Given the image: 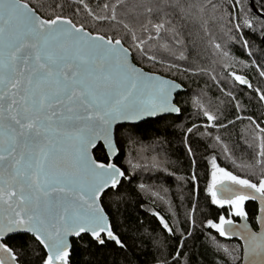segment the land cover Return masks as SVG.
<instances>
[{
    "label": "snow or ice",
    "instance_id": "1",
    "mask_svg": "<svg viewBox=\"0 0 264 264\" xmlns=\"http://www.w3.org/2000/svg\"><path fill=\"white\" fill-rule=\"evenodd\" d=\"M72 2L76 7L69 5L71 14H66L62 3L54 2L45 12L31 0H0V264H194L191 253L183 249L188 240L199 243L197 229L217 252L232 259L233 250L217 235L239 238L244 246L242 264H264V120L234 117L249 121L253 136L254 154L238 163L221 137L208 131L233 121L221 124L203 94L190 101L182 98V82L134 62L167 65L165 71L177 67L151 54L145 45L158 39L162 30L171 32L172 42L179 45L176 25L181 22L202 21L208 37L206 17L211 16L226 37L223 44L215 36L209 40L222 68L230 67L223 62L229 57L227 46L238 44L252 58L241 63L255 67L264 78V18L248 16L241 0H107L103 14L94 13L85 0ZM81 8L85 21L90 17L94 22H114L112 27L97 30L78 22ZM156 17L158 22L153 23ZM126 20L133 24L145 20L141 35ZM245 28L254 33L259 29L260 44L245 38ZM183 58V53L177 57ZM228 76L253 89L245 75L230 71ZM212 79L223 82L215 74ZM253 91L264 106V89ZM225 95L235 100L232 91ZM189 103L206 120L203 132L197 124L180 125L181 159L189 162L190 170L177 173L163 168L177 181L181 205L190 201L191 207L184 210L186 230L180 227L171 200L144 183L136 188L154 198L149 206H139L148 218L126 215L130 173L141 165L126 155L125 169L118 162L120 156L141 144L149 128L155 146L169 144L168 118L179 117ZM235 108L237 113L243 111L240 102ZM194 132L221 145L233 167L246 174L221 166L213 144L204 149L213 154L198 158ZM156 160L153 157L152 167L160 168ZM201 160L206 161L203 207L197 173ZM156 199L168 205L173 223L151 206ZM248 202L256 204L251 212ZM177 234L181 243L171 252L168 242ZM74 253L82 258L74 261Z\"/></svg>",
    "mask_w": 264,
    "mask_h": 264
},
{
    "label": "trees",
    "instance_id": "2",
    "mask_svg": "<svg viewBox=\"0 0 264 264\" xmlns=\"http://www.w3.org/2000/svg\"><path fill=\"white\" fill-rule=\"evenodd\" d=\"M62 3L64 4L63 11L66 14H71L69 5L71 8L76 7V3L72 0H31V3L40 8L41 11H47L48 7L53 3ZM86 3H89L90 7L93 9L94 13L99 12L103 14L102 5L107 2V0H85ZM241 4L244 6V10L248 16H255L258 18H263L257 15L250 7L249 0H241ZM254 4L259 11L264 14V8L261 6L264 5V0H254ZM236 12L239 13L241 9L237 7ZM57 13L61 10L57 9ZM86 16V13L81 8V13L79 17L75 19L78 22H86L89 27L95 26L97 30L107 31L112 27L114 22H94L90 17L85 21L83 17ZM158 17L152 18V22H158ZM207 19V29L209 31V36L205 37L203 33V28L205 25L203 22H181L176 25V30L179 33V38L181 43L175 45L172 41L174 37L171 32L161 31V35L158 39L153 40L151 44H146L145 47L149 49L151 54H155L158 57L165 59L170 63L177 65L175 68H171L168 71H165L167 65H161L158 63L152 62H143V61H134L137 65H143L146 70L156 71L165 76L177 79L178 82H182L184 90L180 92V96L186 97L191 100L192 96H199L203 94V99L206 104L213 110L216 111L217 115L220 116L219 122L225 124L226 121H233L232 124L227 125L225 128L219 130L215 128H208L213 136L219 135L223 141V145H226L229 149V154L231 157L235 158L237 162H244L252 157L253 147L250 145L253 144V136L251 128L249 127V121L245 120H234L236 115L242 116H253V118L259 117L261 120H264V116L261 115L264 112V106L258 102V98L253 91L254 88L260 87L264 89V78L259 76L258 71L255 67L245 66L241 61H249L252 59L248 57L247 54L242 50L238 44H229L226 50L229 52V57L226 58L223 62H226L230 65L228 69H223L221 66V61L219 55H214V50L212 49L209 40L211 36H215L220 43H224L226 37H223V29L221 28L220 22L213 20L211 16L206 17ZM130 23V26L134 27L137 35H141V25H146L145 20H141L136 23H131L130 20H126ZM260 23V20H257V24ZM121 34L123 33L122 28L116 29ZM243 35L245 38L252 40L255 44H260V35L259 29L253 32V29L245 28L243 30ZM161 45H164L167 48L165 51ZM264 46V45H262ZM183 53V59H177ZM184 69H192L193 71L188 72ZM195 69H204L205 71L196 72ZM235 71L237 74L245 75L253 85V89H248L247 86L239 85L238 83L233 82L232 78L228 76V72ZM215 74L222 83H217L212 79V75ZM221 88L224 91H221ZM227 91H232L235 96V100H232L230 97L226 96ZM237 102H240L243 111L241 113L236 112L235 105ZM171 120L170 129L168 132L169 144L160 147L154 145V135L153 129L149 128L143 138L141 144L132 146L130 152L122 154L118 162L124 163L125 169H128V165L125 162V156L132 160L133 164L139 163L140 168L131 171L130 177L132 178V183L129 185V190L131 196L128 200V206L126 215L139 218L144 216L147 219V215L144 209H139L141 204H144L146 207L151 204V201L154 199L151 196V192L147 195L141 194L136 188V185L144 183L149 186L153 191L159 193L160 196H163L165 200H171L172 204L175 205L177 211L179 212L180 218V227L182 229L187 228V224L184 220V210L186 207H191L190 201L186 200L185 205H181L179 196L180 193L177 191V181L174 177L168 175L163 171V168L167 167L169 171H175L177 173L183 171L188 172L189 162L186 159H181L183 157V149L179 144L180 134H181V123L183 126L190 127L192 124L199 125V130L204 131L203 124L206 123L205 118L198 116L196 110L192 108L191 103L186 105L183 109V114L179 117H169ZM159 133H157L158 135ZM192 143L198 147V158L202 156H208L212 153V150L205 151L207 144H213L214 154L218 156V163L221 166L227 167L229 170L237 172V174L244 175L246 170L234 168L231 164L228 156H226L222 151L221 145H216L215 141L211 139H201L195 135V132L191 134ZM153 157H157L155 162L160 164V168H153L154 163ZM206 165V161L201 160L197 168L198 175H201L200 181V193L201 200L200 206L203 207V186L204 180L202 178L203 169ZM190 187V185H189ZM167 189L168 191H165ZM189 189H184V195L187 196ZM156 207L158 211L166 215L169 223H173L171 215L167 212L168 205L159 199H156L155 204L151 205ZM256 206L255 202H248V209L251 212L252 209ZM139 209V212H137ZM199 219V215L197 216ZM253 227L256 225L253 223ZM207 231V230H206ZM197 240L199 243L193 244L191 240L185 242V247L183 252H190L191 259L194 261V264H199L203 260L204 264H239L241 261V243L237 238H221L213 232L214 235H217V238L221 243L229 246L233 250L232 259L228 257L225 253L217 252L209 242L205 241L203 236L200 235V230H196ZM170 244L169 251L175 252L176 247L181 243L179 234L175 238L168 242ZM239 245L237 249L236 246ZM183 256V253H181ZM80 253H74V261H79L81 259Z\"/></svg>",
    "mask_w": 264,
    "mask_h": 264
},
{
    "label": "water",
    "instance_id": "3",
    "mask_svg": "<svg viewBox=\"0 0 264 264\" xmlns=\"http://www.w3.org/2000/svg\"><path fill=\"white\" fill-rule=\"evenodd\" d=\"M249 5H250V7H251V9L257 14V15H259V16H261V17H263L264 18V14L261 12V11H259L258 9H257V7L255 6V4H254V0H249ZM137 66H139V65H137ZM146 70V69H145ZM146 71H149V70H146ZM158 73V72H157ZM158 74H160V73H158ZM160 75H163V74H160ZM165 76V75H164ZM167 78H170V79H173V78H171V77H168V76H166ZM185 88H184V86H183V90H184ZM182 90V91H183ZM258 229V225H256V229L253 227V230H257ZM233 238H237V237H233ZM237 239H239V238H237ZM239 241H240V243H241V261H240V263L239 264H242V262L244 261V252H243V242L239 239Z\"/></svg>",
    "mask_w": 264,
    "mask_h": 264
},
{
    "label": "flooded vegetation",
    "instance_id": "4",
    "mask_svg": "<svg viewBox=\"0 0 264 264\" xmlns=\"http://www.w3.org/2000/svg\"><path fill=\"white\" fill-rule=\"evenodd\" d=\"M255 229H256V227H255Z\"/></svg>",
    "mask_w": 264,
    "mask_h": 264
}]
</instances>
